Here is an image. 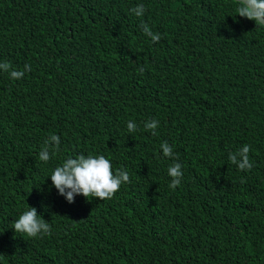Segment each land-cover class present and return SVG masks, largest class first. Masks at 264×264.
Here are the masks:
<instances>
[{
	"label": "trees",
	"instance_id": "16d2710c",
	"mask_svg": "<svg viewBox=\"0 0 264 264\" xmlns=\"http://www.w3.org/2000/svg\"><path fill=\"white\" fill-rule=\"evenodd\" d=\"M239 6L0 0V264H264V25ZM244 145L246 170L229 160ZM78 155L128 182L104 200L56 197L47 176ZM29 207L47 234L14 231Z\"/></svg>",
	"mask_w": 264,
	"mask_h": 264
},
{
	"label": "clouds",
	"instance_id": "9594fccd",
	"mask_svg": "<svg viewBox=\"0 0 264 264\" xmlns=\"http://www.w3.org/2000/svg\"><path fill=\"white\" fill-rule=\"evenodd\" d=\"M143 11V5H137L133 9L136 16L142 15ZM237 14L264 25V0H240ZM143 32L152 41L160 39L159 33H153L147 25L143 26ZM8 67L7 64L0 63V70H7ZM9 76L19 79L22 73L20 71H11ZM157 125L158 121L151 120L145 124V128L152 129L154 132ZM126 127L129 133L136 130V125L132 121L127 122ZM49 141H51L52 145H58L59 137L51 135L45 141V146L39 152V159L44 162L50 159ZM161 150L164 156L172 154L171 146L167 143L161 144ZM248 150L247 145L242 146L237 153L229 155V160L235 163L238 169H250L252 164L247 156ZM180 169L181 165L175 163L167 170L168 175L172 178L170 181V187L172 188H175L180 183V177L182 176ZM47 177L50 178L51 186L57 192L56 197H62L68 203H72L77 195H82L85 198L91 196L101 200L111 198L121 184L127 183L129 180L128 173L124 170L114 173L111 161L103 155L69 156L60 165L56 166ZM83 204V198L79 197L76 209ZM12 228L16 233H22L29 237L47 234L50 231V226L43 219L38 218L35 207H29L22 212L14 221Z\"/></svg>",
	"mask_w": 264,
	"mask_h": 264
},
{
	"label": "rangeland",
	"instance_id": "374dc122",
	"mask_svg": "<svg viewBox=\"0 0 264 264\" xmlns=\"http://www.w3.org/2000/svg\"><path fill=\"white\" fill-rule=\"evenodd\" d=\"M188 50V49H187Z\"/></svg>",
	"mask_w": 264,
	"mask_h": 264
}]
</instances>
